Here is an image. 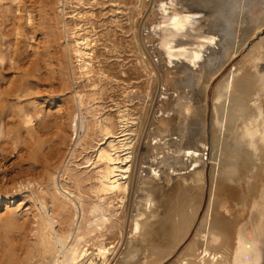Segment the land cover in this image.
<instances>
[{
  "label": "bare ground",
  "instance_id": "obj_1",
  "mask_svg": "<svg viewBox=\"0 0 264 264\" xmlns=\"http://www.w3.org/2000/svg\"><path fill=\"white\" fill-rule=\"evenodd\" d=\"M13 1L16 12L21 9L28 10L24 0ZM53 1L58 3L61 0ZM199 2L203 6L197 5L196 0L168 2L152 0L150 13L154 17L148 19L147 24L143 23V28L150 29L149 35H152V41H157L155 46L147 45L150 55L159 68L174 63L173 66L181 73L178 87L183 86L185 90L184 95H180L174 103V109L178 113L176 135L162 133L158 141L160 146L154 149L150 146L146 155L143 153L139 156L126 239L140 233L150 203L153 202L152 195L147 189L142 192V196L136 198L139 175L145 170L144 167L148 172L154 173L162 165L166 171L177 170L186 181L183 191H186L188 207L177 216V219H174L172 231L169 230L171 236H174V243L169 241L171 250L194 227L191 236L183 244L184 247L180 248L184 253L182 251L177 255L175 253L176 256L168 264H264L262 247V244L264 245V0H199ZM209 14L212 17L206 18L205 16ZM203 26L205 29H202ZM143 28L142 30H146ZM74 33H77L76 30ZM256 33L261 34L259 41L253 42L254 44L247 49L245 47L246 52L244 51L242 57L240 54L241 58L239 57L237 63L239 66L230 72L228 70L226 75L218 78L219 81L216 79L218 83L215 85L217 88H214L216 90L214 100L212 101L211 96V108L207 107L205 95L208 85L216 76L224 74V71L220 72L224 69L225 63L236 56V53L243 52L245 43L249 44ZM145 35L146 40L142 41L148 44L151 37L148 38L146 33ZM71 40L73 44L70 50L77 60L79 69L83 73L90 72L92 67L90 42L87 37L80 34ZM141 58L147 65L144 53H141ZM147 67L149 68L150 65ZM193 89L201 94L200 99L204 101L202 106H196L197 112H192L195 105H193L195 93L191 92ZM78 93L77 105L82 106L84 103L82 95ZM34 103L30 101L32 106ZM82 109L85 108L82 106ZM82 109L80 112L88 120L86 117L88 112ZM74 111L68 117L70 135L72 132L77 135V128L83 127L82 116L79 117L81 120L78 124ZM34 118L35 122H33ZM119 118L121 119L118 121L120 123L118 132L113 130L112 123L106 115L95 118L92 124L89 122L86 124L90 130L93 129L92 125L100 138L94 144L90 163L96 165L92 176L94 183L88 186L92 197H88V205L84 208L82 203L86 199L83 192L77 186L70 187L68 183L66 184L67 180L62 177L63 173L68 171V167H64L60 175L61 181L58 183L54 170L50 169L49 163L58 154L59 144L63 142L62 125L60 126L57 121L50 122L39 110L31 109L26 113L24 121L31 138L29 151L32 152L31 155H36L33 159L38 162V171L34 172V177L29 176L31 178L26 179L25 182L21 180L31 185L32 193H36L35 200L38 199L40 204L36 212L33 211L34 219L33 223L31 222L39 256L51 253L53 263H107L109 249L114 250L116 244L107 246L101 237L94 242L95 238H92L91 233L103 229L102 227H105L113 216L115 221L120 220L118 237L121 238L133 158L136 153L134 144L137 142L130 138L131 133L126 129L130 119L123 115ZM194 120L197 126L192 123ZM135 123L137 125L138 122ZM140 123L142 122H139V126ZM187 131L190 132L187 134ZM81 140L82 138L78 136L74 147L79 146ZM205 154H207L206 160ZM207 158L215 159V162L210 164V168L205 167L208 164ZM86 160L90 161L91 158L87 157ZM192 161L198 163L194 165L191 164ZM191 169L193 171L186 174V171ZM77 179L75 178L74 182H77ZM135 200L140 202V206ZM67 204H70L72 206L70 209L73 210L68 216L67 226L56 228L58 216ZM195 220L198 222L194 226ZM91 239H93L91 242L93 249L88 250L90 249L88 242ZM165 244L164 242V246ZM169 248L159 252L155 250L160 256L159 259L175 250L174 248L170 251ZM12 253L13 251L11 255ZM30 253L32 254L33 251L31 250ZM25 257L26 262L29 256L25 255ZM93 258L96 259L95 263H92ZM168 260L169 258L162 264H166Z\"/></svg>",
  "mask_w": 264,
  "mask_h": 264
},
{
  "label": "rangeland",
  "instance_id": "obj_2",
  "mask_svg": "<svg viewBox=\"0 0 264 264\" xmlns=\"http://www.w3.org/2000/svg\"><path fill=\"white\" fill-rule=\"evenodd\" d=\"M52 1L24 0L28 10L21 9L16 12L13 0H0V264H5V262L6 264H63L61 262L53 263L51 253H46L43 255L44 257L37 253L36 238L32 230L34 219L32 213L36 212L40 204L38 199L35 200L36 193H32L31 185H27L21 180L23 179L25 182L26 179L34 177V172L38 171V162L33 159L36 155H31L32 152L29 151L31 138L24 121L26 113L31 109L39 110L46 115L50 122L57 121L60 126L62 125L61 127L64 129L62 132L63 142L59 144L58 154L49 163V165L51 164L50 169L54 170L58 183L61 181L60 175L64 167H68V171L66 170L62 177L67 180H65L66 184L68 183L70 187L77 186L83 192L86 201L82 203V206L86 208L88 197H92L88 186L94 183L92 176L96 168V165L90 164L93 147L100 138L93 130L94 127L91 125L93 129L90 130L86 124L88 122L92 124L95 118L106 115L109 122L112 123L113 130L118 132V124H120L118 121L121 119L119 117L123 115L126 118L127 116L129 120L132 113L131 119L127 120L126 129H129L131 133L130 138L137 141L135 143L131 140L135 143L137 152L157 85L156 72L152 73L155 70L145 54L147 65L142 61L141 53L144 52L138 41V25L142 23L140 28H143V23L147 24L150 18L154 17L150 13L151 5L147 9L149 0H61L58 3ZM196 1L197 5L203 6L199 0ZM205 17L210 18L212 15L209 14ZM142 28L140 29L141 38L145 41V33L149 38L150 29L144 27L143 29L146 28V30H142ZM202 29L205 27L203 26ZM75 30L78 34L74 33ZM79 34L87 37L91 44L89 47L92 50L90 54L92 67L88 73H83L79 69L77 60L70 50L71 44H73L71 39ZM150 37L151 40L149 39L148 44H144L146 49L147 45L155 46L157 43V41H152V35ZM260 37L261 34L256 33L252 37V43H245L243 52L236 53L235 58L233 57L229 60L230 62L225 63L224 69L220 72L224 71V74L216 76L210 82L205 95V97L207 96L205 98L207 107L211 108L210 98L212 96V101L214 100L216 91L214 88H217L215 85L219 79L226 75L228 70L230 72L239 66L237 63L240 60V54L242 57L244 51L246 52L245 47L247 49L251 44L257 43ZM205 45L208 48V43ZM154 62L156 64L155 60ZM149 65L150 70L147 67ZM166 65L159 68L156 64L158 70L160 69V90L150 117V127L148 126L150 130L147 129L149 130V132L146 131L148 135L146 137L145 134L142 140L141 155L143 153L146 155L150 146H153V149L160 146L158 141L162 133L176 135L178 113L174 109V103L180 95H184L185 88L178 87L181 73L173 66L174 63ZM214 80L216 81L213 83ZM191 92L195 93V97H193L195 111L192 109V112H197L196 106H202L204 101L200 99L201 94L198 91L193 89ZM77 93L82 95L84 102L82 106L85 109L77 105ZM158 99L159 101H157ZM30 101L35 102V105L32 106ZM80 109L88 112L86 114L88 120L83 117ZM72 111L75 112L78 124L81 116L83 118V127L77 128V135L74 132L70 135L68 128V117ZM35 121L34 118L33 122ZM135 121L138 122L137 125ZM195 121L192 123L197 126ZM139 122H142L140 123L142 127L139 126ZM92 130L93 132H91ZM136 130L140 131L139 134ZM78 136L82 140L79 146L74 147ZM134 156L136 157V153ZM87 157H90L91 160L87 161ZM206 157L207 154H205V160ZM214 160L207 158L208 164L205 167L210 168V164H213ZM197 163L191 162L194 165ZM144 169L139 175L136 198L142 196V192L147 189L152 195L151 201L153 200V202L150 203L148 215L140 233L130 236L131 238L128 237V240L125 236L124 245L110 264H159L169 258L166 262L168 264L179 251H182L183 244L187 242L194 230L192 227L185 238L178 244L176 243L177 245L174 244L176 247L173 246L172 250L177 249L176 255H174L175 250H171V242L169 243L170 240L174 243V236H171L170 231H172L174 219H177V216L186 211L188 207L186 191H183L186 181L183 180L184 178L180 176L179 172L177 173V170L166 171L162 165L154 173L148 172L146 167ZM192 171L193 169L187 170L186 174ZM75 178H78L77 182H74ZM131 179L132 173L130 184ZM135 201L140 206V202ZM70 208L72 206L67 204L61 210L58 222L55 224L56 228L67 226L68 216L73 211ZM56 211L59 212L58 209ZM114 218L110 217V221L108 220L106 226L102 227L105 231L100 229L102 233L99 230L91 233L93 234L92 238L95 239L88 242L90 243L88 250L93 249L91 242H95L99 237L104 240L107 246L116 244L114 250L109 249L106 264L118 249L122 239V236L120 239L118 237L121 228L120 220L115 221ZM197 222L195 220L194 226ZM99 232L103 235L98 234ZM94 233L98 234V237ZM167 245L170 246L168 248L172 253L169 251L170 254L159 259L160 256L157 252L163 251L165 248L167 250ZM262 247L264 248L263 244ZM6 248H10V252H7ZM31 250L34 255L30 253ZM12 251L13 255H11ZM182 252L184 253V251ZM6 254L11 257L9 258ZM25 255L29 256L26 262ZM170 255L172 257H169ZM89 258L91 259V257ZM95 262L96 259L93 258L92 263Z\"/></svg>",
  "mask_w": 264,
  "mask_h": 264
},
{
  "label": "water",
  "instance_id": "obj_3",
  "mask_svg": "<svg viewBox=\"0 0 264 264\" xmlns=\"http://www.w3.org/2000/svg\"><path fill=\"white\" fill-rule=\"evenodd\" d=\"M150 1L148 2V6H147V9L150 7ZM140 25L141 23L138 25V41H139V44H140V47L142 48L144 54L146 55V57L148 58L150 64L153 66L155 72H156V77H157V85H156V89H155V92H154V97H153V102H152V105H151V108H150V111H149V114H148V117H147V120L145 122V125H144V128H143V131H142V136H141V139H140V143L138 145V149H137V152H136V157H135V162H134V166H133V172H132V179H131V184H130V188H129V193H128V198H127V204H126V212H125V219H124V225H123V235H122V239H121V242L119 244V247L118 249L116 250V252L113 254V256L111 257V259L109 260L108 264H110L114 257L116 256V254L118 253V251L120 250V248L122 247L123 243H124V240H125V236H126V231H127V227H128V222H129V217H130V213H131V209H132V202H133V196H134V189H135V182H136V176H137V168H138V159H139V156H140V152H141V147H142V140L146 134V131L148 129V126H149V121H150V117H151V114H152V110H153V106H154V103L158 97V94H159V90H160V73H159V70L154 62V60L152 59V57L150 56L149 52L147 51L143 41H142V38H141V31H140ZM175 252H177V249L175 250ZM174 252V253H175ZM173 253V254H174ZM172 254V255H173ZM172 255H170L169 257H172ZM168 259V258H167ZM166 261V259L164 260ZM164 261L160 262L159 264H162L164 263Z\"/></svg>",
  "mask_w": 264,
  "mask_h": 264
}]
</instances>
